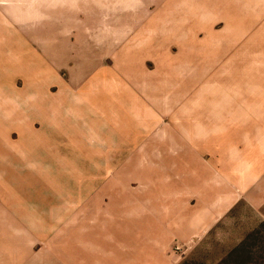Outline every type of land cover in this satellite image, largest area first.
I'll list each match as a JSON object with an SVG mask.
<instances>
[{"label":"rangeland","instance_id":"1","mask_svg":"<svg viewBox=\"0 0 264 264\" xmlns=\"http://www.w3.org/2000/svg\"><path fill=\"white\" fill-rule=\"evenodd\" d=\"M160 255L264 264V0H0V264Z\"/></svg>","mask_w":264,"mask_h":264},{"label":"crops","instance_id":"2","mask_svg":"<svg viewBox=\"0 0 264 264\" xmlns=\"http://www.w3.org/2000/svg\"><path fill=\"white\" fill-rule=\"evenodd\" d=\"M166 261H167L166 258L164 259L160 255L159 258H157L156 260L151 261L152 263L151 262H149V263H151V264H166L167 263Z\"/></svg>","mask_w":264,"mask_h":264}]
</instances>
